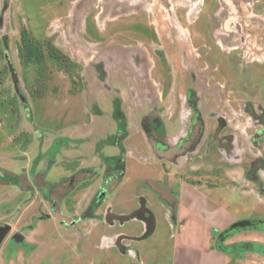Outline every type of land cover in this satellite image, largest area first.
I'll return each instance as SVG.
<instances>
[{
  "label": "rangeland",
  "instance_id": "1",
  "mask_svg": "<svg viewBox=\"0 0 264 264\" xmlns=\"http://www.w3.org/2000/svg\"><path fill=\"white\" fill-rule=\"evenodd\" d=\"M195 114L206 132L169 185L264 219V0H0L3 264L33 240L39 264H118L99 236L141 235L109 223L141 197L155 218L141 245L164 264L169 213L140 180L162 173L150 142L174 143ZM218 136L230 154L202 156Z\"/></svg>",
  "mask_w": 264,
  "mask_h": 264
},
{
  "label": "crops",
  "instance_id": "2",
  "mask_svg": "<svg viewBox=\"0 0 264 264\" xmlns=\"http://www.w3.org/2000/svg\"><path fill=\"white\" fill-rule=\"evenodd\" d=\"M182 191L184 192L183 198L185 200L181 199V202L174 210L176 213L172 217L174 218V223H176L174 229L171 227V218L167 217L166 220V222H169L172 232L169 235L170 245L166 248L165 254L162 255L164 264H264V219H261L260 215L257 216V213L254 212L255 215L251 216L255 217L249 215L238 217L237 214L232 213L222 204L218 205L215 201L209 200V198H199L195 189L186 190L183 187ZM134 209L131 213L113 215L114 217L118 216L120 218L131 215L130 218H113L109 223L113 226V221H118L120 227H123L129 220L138 221L139 226H141V232H143L141 235H129L120 232L112 233L110 231L99 237L103 241V245H106L103 247H108V251L114 250L115 246L121 251L118 253V264H151V258L157 256V254H153V249L142 247L141 241L146 240L151 234L148 226L152 223V229L155 227V218L153 219V215L150 214V220V216L146 217L144 214L146 211H140L139 208ZM48 220H51L52 223L54 222L53 224L60 231L66 232L64 233L65 236H60V239H63L64 243L69 242L70 245V240L74 236L77 238L75 232H72V230L69 231L64 226L67 223L65 219H59L58 221L57 219L48 217ZM245 220L255 222V224L235 230L224 241V245L231 246L233 252L224 251L222 248H219L217 246V234L230 227L233 223ZM3 224L1 220L0 225ZM85 232V235L81 239L91 236L89 230L87 233ZM66 236L69 237L67 238L68 240L65 239ZM20 239L16 238L19 241L23 240V238L22 240ZM132 244L136 246L133 249L131 248V250L130 247ZM30 245L33 247L36 246V248L31 254H27L28 256L24 255L25 253L21 247H15L14 255L16 256L14 259L7 257V260L9 259L8 264H39V252L37 248L41 244L33 240L32 243L30 242ZM49 248L51 249V246ZM32 256H38L37 260L32 262ZM114 257L118 258L117 256ZM4 258L3 253H0V264H3ZM121 259L128 260L130 263H122ZM48 264H51V261ZM52 264H58V262L54 261ZM61 264H65V262Z\"/></svg>",
  "mask_w": 264,
  "mask_h": 264
},
{
  "label": "flooded vegetation",
  "instance_id": "3",
  "mask_svg": "<svg viewBox=\"0 0 264 264\" xmlns=\"http://www.w3.org/2000/svg\"><path fill=\"white\" fill-rule=\"evenodd\" d=\"M216 10L217 9H215V11ZM178 128H179L178 126H175L172 129V130L176 129L175 130L177 132L176 134H179V137H177V139L174 143L167 144L168 143L167 141L165 143V142L160 141V140H158L156 142H150L149 150H151L150 151L151 154L156 156V157H158L157 155L159 154L160 159H164L162 161L161 166H160L162 173H159L157 175L158 177L156 176V178L146 177V178H143L140 180V182L142 184L141 186L147 187L148 191H150L152 195H154L155 197H157L159 199V201L162 204V207H164V209L166 208L164 212L166 213V210H167V212L169 213L167 215V217H169V218H172L174 216V214H176L174 210L176 209L177 205L181 202V199H182L181 192H182L183 187H184V186H180V188L178 190V189H175L176 188L175 186L173 187L172 183H171V185H169V181L171 180V177H172V176H170V174H171L170 171L174 170L170 163L175 165V162H173L175 159H178V157H186L188 154H190L191 151H193L191 148L189 149V147L193 148V146H191V144H190V143H193L192 139L198 134L202 135V137H203L204 133L206 132L203 122L202 123L199 122L198 116L196 114L193 115V117L190 121V124L187 126V128H185L184 130L183 129L181 130ZM165 134L167 135V133H165ZM202 137H201V139H202ZM219 137L220 136L215 137V140H218L217 143H215L213 140L211 142H208V143H206V141H204L205 142V148L206 147L207 148L204 152H202V154H203L202 156L209 155L211 148H213L215 150V147L213 146L214 144H215L218 151L223 150L225 152V154H227V155L230 154L228 151L231 149L228 148V145H227L225 139H222V138L219 139ZM256 185L259 186V184H256ZM260 186H261V184H260ZM52 189H54V186ZM141 198H142V202H143L144 206H142V207H141V205L137 206L134 210L139 208L140 211L147 210L150 212V210L147 208L148 205H147L146 198L145 197H141ZM98 202H99V199L96 202L97 205L100 204V202L99 203ZM149 212L144 213L146 217H148L147 213H149ZM150 220H151V215H150ZM245 222H252V221L245 220ZM229 228L230 227L222 230L220 233L217 234V243H219V246H221V248H225L226 251L233 252L232 251L233 249L231 248V246L224 245L225 239H227V237H230V235L232 233H234V231H229L228 230ZM16 238H18V237H16Z\"/></svg>",
  "mask_w": 264,
  "mask_h": 264
},
{
  "label": "water",
  "instance_id": "4",
  "mask_svg": "<svg viewBox=\"0 0 264 264\" xmlns=\"http://www.w3.org/2000/svg\"><path fill=\"white\" fill-rule=\"evenodd\" d=\"M131 215H129V217H123V218H130ZM113 218H118V219H123V218H119V217H114ZM255 222H245V221H238L234 224H232L230 226V228L228 229L229 231H235V230H238V229H242V228H245L246 226H250V225H254ZM10 228L9 226H0V245L1 243L3 242L4 238L7 236L8 232H9ZM217 246L219 248H221V246H219V243H217Z\"/></svg>",
  "mask_w": 264,
  "mask_h": 264
},
{
  "label": "trees",
  "instance_id": "5",
  "mask_svg": "<svg viewBox=\"0 0 264 264\" xmlns=\"http://www.w3.org/2000/svg\"><path fill=\"white\" fill-rule=\"evenodd\" d=\"M52 206V205H51ZM53 207V206H52ZM53 209H54V207H53ZM224 251H226V249L225 248H222Z\"/></svg>",
  "mask_w": 264,
  "mask_h": 264
}]
</instances>
